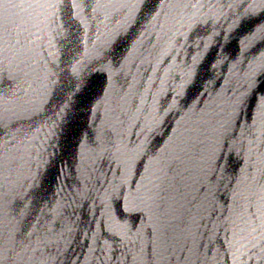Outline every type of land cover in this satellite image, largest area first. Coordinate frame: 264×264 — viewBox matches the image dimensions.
Wrapping results in <instances>:
<instances>
[{
	"label": "water",
	"instance_id": "water-1",
	"mask_svg": "<svg viewBox=\"0 0 264 264\" xmlns=\"http://www.w3.org/2000/svg\"><path fill=\"white\" fill-rule=\"evenodd\" d=\"M260 25L264 0H0V264H264Z\"/></svg>",
	"mask_w": 264,
	"mask_h": 264
},
{
	"label": "snow or ice",
	"instance_id": "snow-or-ice-1",
	"mask_svg": "<svg viewBox=\"0 0 264 264\" xmlns=\"http://www.w3.org/2000/svg\"><path fill=\"white\" fill-rule=\"evenodd\" d=\"M257 31H260V32H264V25H260L258 28H257ZM255 33H253V35H254ZM74 73H75V70H74ZM76 78H77V80L79 81V76H78V74H77V76H76ZM249 88L250 89H253L255 86H256V81H255V79H253V80H251L250 82H249Z\"/></svg>",
	"mask_w": 264,
	"mask_h": 264
}]
</instances>
